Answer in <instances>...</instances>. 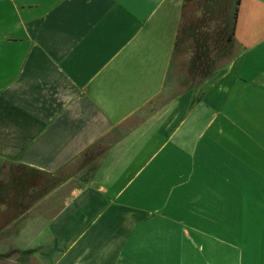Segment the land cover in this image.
<instances>
[{
  "label": "crops",
  "instance_id": "crops-1",
  "mask_svg": "<svg viewBox=\"0 0 264 264\" xmlns=\"http://www.w3.org/2000/svg\"><path fill=\"white\" fill-rule=\"evenodd\" d=\"M11 1L3 254L264 264V0L222 35L195 33L186 0Z\"/></svg>",
  "mask_w": 264,
  "mask_h": 264
},
{
  "label": "trees",
  "instance_id": "trees-1",
  "mask_svg": "<svg viewBox=\"0 0 264 264\" xmlns=\"http://www.w3.org/2000/svg\"><path fill=\"white\" fill-rule=\"evenodd\" d=\"M239 2L240 0H186L185 12L188 13L189 19H198L195 26L191 25V29L199 35H205L208 33L205 26L209 28L211 23L223 22V25L218 26L220 35L230 32L236 23ZM9 220L11 219L0 215V227Z\"/></svg>",
  "mask_w": 264,
  "mask_h": 264
},
{
  "label": "rangeland",
  "instance_id": "rangeland-1",
  "mask_svg": "<svg viewBox=\"0 0 264 264\" xmlns=\"http://www.w3.org/2000/svg\"><path fill=\"white\" fill-rule=\"evenodd\" d=\"M13 6L14 4L11 0H0V44L2 43L6 33L9 32L8 25L13 28L18 23L19 16L16 11L12 10ZM219 48L221 49L222 47L220 46ZM3 252H5V250H3V248L0 249V264H10L12 263L11 261H14L17 264V260H22L19 255H15L12 257L13 259H11V253H9L8 250L5 254H3Z\"/></svg>",
  "mask_w": 264,
  "mask_h": 264
},
{
  "label": "flooded vegetation",
  "instance_id": "flooded-vegetation-1",
  "mask_svg": "<svg viewBox=\"0 0 264 264\" xmlns=\"http://www.w3.org/2000/svg\"><path fill=\"white\" fill-rule=\"evenodd\" d=\"M18 211V210H17ZM7 213H9V212H5V214H7ZM5 217H7V218H10V217H8V215H4Z\"/></svg>",
  "mask_w": 264,
  "mask_h": 264
}]
</instances>
